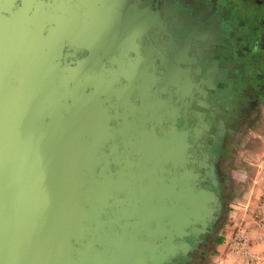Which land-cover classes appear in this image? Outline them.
Returning a JSON list of instances; mask_svg holds the SVG:
<instances>
[{
	"label": "water",
	"instance_id": "water-1",
	"mask_svg": "<svg viewBox=\"0 0 264 264\" xmlns=\"http://www.w3.org/2000/svg\"><path fill=\"white\" fill-rule=\"evenodd\" d=\"M147 6L0 0V264H194L220 220L210 42Z\"/></svg>",
	"mask_w": 264,
	"mask_h": 264
},
{
	"label": "flooded vegetation",
	"instance_id": "flooded-vegetation-1",
	"mask_svg": "<svg viewBox=\"0 0 264 264\" xmlns=\"http://www.w3.org/2000/svg\"><path fill=\"white\" fill-rule=\"evenodd\" d=\"M204 1L211 2V7L217 9V34L222 44L218 45L219 54L217 52L211 55V50L206 51L210 62L203 67L205 72L209 69L215 70L214 88L210 90L207 98L203 96L200 102H194V107L203 114L209 125L205 137L214 149L210 155L219 157L217 166L220 172V197L224 203L227 183L226 176L221 171L224 155L231 142L241 135L240 130L253 121L254 115L264 107V0ZM192 2L147 0V7L161 14L163 22L167 24L168 33L173 35L171 38H160V43L169 42L184 60L191 54L180 51L176 44L186 47L184 42L191 32L188 15L199 17L198 9L202 4L201 0H194V3H198L196 7ZM189 122L196 126L200 117L197 120L189 117ZM223 216L224 211L217 223L210 225L207 232L197 237L199 251L190 254L193 262L201 252L208 251L217 242V229Z\"/></svg>",
	"mask_w": 264,
	"mask_h": 264
},
{
	"label": "rangeland",
	"instance_id": "rangeland-1",
	"mask_svg": "<svg viewBox=\"0 0 264 264\" xmlns=\"http://www.w3.org/2000/svg\"><path fill=\"white\" fill-rule=\"evenodd\" d=\"M161 65L167 72L170 66L169 59H162ZM181 78L186 81L185 78ZM256 114L257 116L254 115L256 122L252 123L253 125L247 123L240 130L241 135L231 142L228 152L224 155V164L221 169L227 179L224 216L217 229L218 240L208 251L201 252L202 254L198 256L200 264L215 263L211 257L215 256L216 246L223 242L233 245L238 253L243 245L250 247V241L264 244V197H261L258 204L254 205L251 198H248L250 184L246 180L248 167L252 163H261V158H253L251 155L256 151L264 152V107ZM255 230H260V236H262L254 240L252 233ZM252 254L261 256L264 262V254L253 252ZM245 258L244 264H248L249 257Z\"/></svg>",
	"mask_w": 264,
	"mask_h": 264
},
{
	"label": "crops",
	"instance_id": "crops-1",
	"mask_svg": "<svg viewBox=\"0 0 264 264\" xmlns=\"http://www.w3.org/2000/svg\"><path fill=\"white\" fill-rule=\"evenodd\" d=\"M192 4L194 0H192ZM202 4L200 5L199 10V17H194L193 15H188V25L191 31L190 33H196L197 35V43L198 45L202 44V40L204 41L203 44L205 45L206 42H210L211 47L207 45L208 49L211 50V55L217 54L218 50H220L221 40L217 34L218 26H219V18L217 15V9L211 7V2H205L201 0ZM198 7V3H194ZM213 6V5H212ZM192 13V12H191ZM201 40V42H200ZM184 45L189 47L192 45L191 41L189 43L185 42ZM219 45V46H218ZM207 49V50H208ZM219 54V52H218ZM206 74V73H204ZM257 116V114H256ZM255 120V119H254ZM252 121L249 124H254L256 121ZM252 124V125H253ZM252 153V152H251ZM253 158H261L260 164L252 163L246 172V180L250 184V195L248 194V198H251L254 205L258 204V200L261 197H264V152L263 151H256L254 154L251 155ZM252 205V207H254ZM264 205V203H263ZM261 231L255 230L252 233V238L255 240L262 236H260ZM258 241V240H257ZM249 248L253 253L256 254H264V244H260L257 242L249 243ZM215 256L211 257L215 263L213 264H244L245 257L242 256L240 253L236 252L233 245H229L227 242H223V244L216 246L215 248ZM217 252V253H216ZM210 263V262H209ZM194 264H200V259L196 258ZM211 264V263H210Z\"/></svg>",
	"mask_w": 264,
	"mask_h": 264
},
{
	"label": "built area",
	"instance_id": "built-area-1",
	"mask_svg": "<svg viewBox=\"0 0 264 264\" xmlns=\"http://www.w3.org/2000/svg\"><path fill=\"white\" fill-rule=\"evenodd\" d=\"M240 254L249 257V260L247 261L248 264H264L263 258L259 255H253L248 245H243L240 249Z\"/></svg>",
	"mask_w": 264,
	"mask_h": 264
}]
</instances>
